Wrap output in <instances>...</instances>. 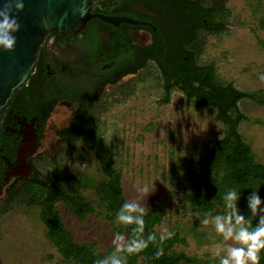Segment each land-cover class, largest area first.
Here are the masks:
<instances>
[{"label":"rangeland","instance_id":"obj_1","mask_svg":"<svg viewBox=\"0 0 264 264\" xmlns=\"http://www.w3.org/2000/svg\"><path fill=\"white\" fill-rule=\"evenodd\" d=\"M227 7L231 11L227 27L214 34L202 33L197 44L202 46L199 62L213 64L219 81L264 98V80L260 79L264 75V31L257 27L264 16V0H227ZM128 83L113 101L88 107L83 115L94 117L97 135L111 146L127 201L136 196L137 186L146 185L152 193L143 202L145 210L164 207L165 216L156 231L167 230L177 237L170 254L183 252L190 264H218L215 247L232 242H225L211 222L202 225L206 216L191 212L183 193L190 174L186 165L200 160L224 136L225 127L212 107L195 109L177 88L163 102L160 74L154 67H147ZM238 105L245 115L239 132L255 161L264 165V104L244 98ZM65 114L60 112L57 121L62 122ZM32 163L48 179L63 180L80 202L94 208L93 214L78 220L66 205L57 204L75 241L94 243L102 252L114 249L112 239L116 233L123 235L118 230L122 224L105 218L101 194L107 177L95 155L80 142L71 149L54 147L49 154L35 156ZM15 200L10 195L0 198V264H73L46 238L39 206Z\"/></svg>","mask_w":264,"mask_h":264},{"label":"flooded vegetation","instance_id":"obj_2","mask_svg":"<svg viewBox=\"0 0 264 264\" xmlns=\"http://www.w3.org/2000/svg\"><path fill=\"white\" fill-rule=\"evenodd\" d=\"M222 8L231 12L227 0H96L81 30L47 33L34 73L13 97L3 120L0 198H8L14 186L38 172L35 156L66 147L69 127L94 121L83 113L113 101L130 78L147 67L160 73V63L166 61L201 64V52L197 55L195 49L208 28L199 29L196 16L208 24L211 12L216 16ZM179 51L185 55L178 61ZM60 112L66 113L62 122L57 121ZM20 153L28 154L35 170L28 178L19 174Z\"/></svg>","mask_w":264,"mask_h":264},{"label":"trees","instance_id":"obj_3","mask_svg":"<svg viewBox=\"0 0 264 264\" xmlns=\"http://www.w3.org/2000/svg\"><path fill=\"white\" fill-rule=\"evenodd\" d=\"M213 16L216 19L213 20ZM230 17L231 12L222 8L216 16L211 12L208 24L204 23L203 16L197 15L196 26L199 29L208 28V32L214 34L224 28ZM257 23V27L264 31V16L259 18ZM201 51L202 46L199 44L195 52L198 55ZM183 55V51H179L178 61L183 59ZM181 63L183 62L160 63L159 74L164 92L162 101L166 102L171 90L177 88L184 93L187 103L192 104L195 109L212 107L215 110V118L225 127L224 136L215 140L205 154L201 155L200 160L186 165V172L190 174L187 184L184 185V202L190 205L191 212L201 216L211 218L226 215L229 209L224 197L228 191L235 190L242 197L240 208L255 225L257 217H253L247 210V196L256 191L264 199V165L255 161L251 147L245 143L239 132V125L245 120V115L239 110L238 103L244 98H249L264 104V98L260 94L242 91L230 82L219 81L213 64H196L193 61ZM95 127V121L74 122L65 132V142L68 146L66 148L71 149L81 142L95 155L99 167L107 177L101 194L104 215L113 223L117 221L116 215L127 199L122 189L121 172L113 164L111 146L97 135ZM37 171L29 179L18 184L21 185L20 189L15 190L14 186L10 198L26 206H39V218L46 229V238L63 258L72 259L73 264H95L97 259L110 255L114 249L109 248L102 252L94 243L76 242L72 232L64 224L57 204L66 205L78 220H85L94 213V208L80 202L76 198V191L68 188L57 176L52 180ZM209 179L212 185H209ZM164 216L163 206L145 210L143 236L147 238L149 234L155 233L157 240L155 243H149L143 252L127 256V264L191 263V259L183 252L170 254L172 247L177 243L173 232L171 238L160 242L156 226L160 225ZM134 227L135 225L122 224L118 230H121L126 238H131ZM161 248L164 254L157 257L156 252ZM260 257V264H264V251Z\"/></svg>","mask_w":264,"mask_h":264},{"label":"clouds","instance_id":"obj_4","mask_svg":"<svg viewBox=\"0 0 264 264\" xmlns=\"http://www.w3.org/2000/svg\"><path fill=\"white\" fill-rule=\"evenodd\" d=\"M24 0H7L0 7V49L4 51H15L17 45L16 33L21 30L18 16L13 13L23 12ZM264 80V75L260 76ZM162 135L164 133L162 132ZM136 196L126 201L119 209L116 220L120 224L135 225L131 238H126L116 233L112 239L114 251L102 258L97 259L95 264H127V256L139 254L148 248L149 243H155L157 236L151 233L144 238L145 231V207L143 202L152 193L146 185L137 186ZM241 194L235 190L226 193L224 199L229 209L226 215L205 217L201 223L207 226L210 222L215 231L222 236L226 243L224 246L217 245L214 249V258H218L219 264H260V254L264 251V199L256 191L247 196V210L257 222L253 225L252 220L247 218L240 208ZM173 234L165 230L159 236L163 243L171 238ZM127 255H122V254ZM163 249L156 252V256H162Z\"/></svg>","mask_w":264,"mask_h":264},{"label":"water","instance_id":"obj_5","mask_svg":"<svg viewBox=\"0 0 264 264\" xmlns=\"http://www.w3.org/2000/svg\"><path fill=\"white\" fill-rule=\"evenodd\" d=\"M96 0H24L18 16L21 30L16 33L15 51L0 49V131L15 94L29 81L35 71L38 50L49 32L70 34L81 30L90 18L91 5ZM7 0H0V7ZM27 153L19 154V174L28 178L34 173Z\"/></svg>","mask_w":264,"mask_h":264}]
</instances>
